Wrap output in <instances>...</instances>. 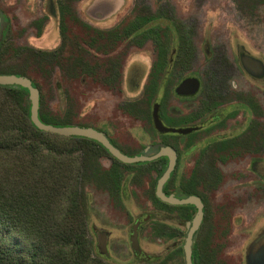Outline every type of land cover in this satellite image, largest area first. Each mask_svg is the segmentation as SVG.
Returning <instances> with one entry per match:
<instances>
[{
	"label": "rangeland",
	"instance_id": "rangeland-1",
	"mask_svg": "<svg viewBox=\"0 0 264 264\" xmlns=\"http://www.w3.org/2000/svg\"><path fill=\"white\" fill-rule=\"evenodd\" d=\"M58 3L59 0H0V12L7 18L1 21L0 30L6 27L7 44L29 45L43 50L57 48L61 43ZM78 3L75 2V7L79 14ZM172 9L174 12L170 13ZM150 13L175 16L177 22L195 27L194 42L201 44L202 56L197 54L190 69L201 77L203 89L188 103L191 109H195L198 103L203 109L209 96L214 102L216 98L224 102L227 109L231 108L226 105L227 101L243 100L244 95L245 100L256 105L261 98L258 92H253L258 84L246 83L240 73L234 71L240 88L236 93L229 91L228 73L221 61L227 59L230 46L237 42L247 47L250 53L264 58V0H126L118 19L122 16L125 20L135 16L143 18ZM70 39L68 35V42ZM131 43L129 46L121 44L110 55H97L100 63L95 73L83 80L72 78L56 64L51 67L30 60L25 53L8 59L5 65L30 72L40 84L46 111L59 116L58 119L77 120L83 125L100 128L121 149L136 153L160 138L150 120L152 103L149 104L142 94L144 81L130 82L123 76V71L120 81L114 74L110 76L114 73L111 69L118 66L120 60L124 63L131 57L134 60L141 58L139 50ZM211 50L216 55L214 62L209 58ZM117 54L122 57L116 58L115 64L106 59ZM107 71L110 74H106ZM241 88L246 90L243 95ZM161 95L162 90L156 100H160ZM227 135L225 129L212 133L201 130L190 138L182 137L180 143L195 138L202 146L206 138ZM97 150L102 167L117 168L123 177L120 200L101 182L88 181L85 184L88 235L97 256L109 264H139L138 258L144 255L159 256L165 264H184L178 250L191 220L177 217L175 208L162 209L154 202L155 173L147 165L117 166L104 149L97 146ZM181 152L184 154V149ZM193 158L194 153H191L188 161L180 164L175 184L190 175ZM213 165L222 173L215 185L212 184L213 189H202L206 211L196 238V251L200 264H238L237 259L246 242L264 223V181L251 173V180L245 178V163L242 162ZM170 191L176 192L172 187ZM135 224L137 250L131 239ZM99 236L104 239L103 251L99 247Z\"/></svg>",
	"mask_w": 264,
	"mask_h": 264
},
{
	"label": "trees",
	"instance_id": "trees-1",
	"mask_svg": "<svg viewBox=\"0 0 264 264\" xmlns=\"http://www.w3.org/2000/svg\"><path fill=\"white\" fill-rule=\"evenodd\" d=\"M72 1L59 0L61 43L55 49L7 44V29L0 30V73L29 78L39 91V119L57 126L81 122L58 119L46 111L38 81L27 70L6 66L5 62L25 53L30 60L51 67L56 64L74 79L83 80L95 73L96 65H87L89 51L84 47L88 25L76 11L78 0ZM0 19L7 20L1 12ZM93 33L108 34L99 30ZM97 146L104 149L86 137L40 130L30 119L28 90L0 85V264H109L97 256L88 235L85 184L101 182L120 200L123 177L117 168L102 167ZM154 202L160 208L165 206L156 196ZM178 251L183 256L182 249ZM162 260L144 255L137 263L165 264ZM192 262L200 264L195 244Z\"/></svg>",
	"mask_w": 264,
	"mask_h": 264
},
{
	"label": "flooded vegetation",
	"instance_id": "flooded-vegetation-1",
	"mask_svg": "<svg viewBox=\"0 0 264 264\" xmlns=\"http://www.w3.org/2000/svg\"><path fill=\"white\" fill-rule=\"evenodd\" d=\"M78 1V15L88 25L83 35L86 39L84 47L89 51L86 55L88 67L91 63H94L97 67L100 63L97 55H110L123 43H125V46H129L130 42H132V47L139 50L138 55L141 58L134 60L131 57L129 59L130 62L127 60V62H124L125 64L121 63L120 60L118 66L111 69L114 73L110 74L107 71L106 74H110L112 77V74H114L117 80L120 81L119 78H122L123 71V76L128 78L130 82L144 81L142 94L149 104L152 103L150 120L160 139L158 142L149 144L136 153H129L121 149L107 132L100 128L86 123L84 125L82 123L71 125L92 127L100 131L117 150L127 156L142 155L150 157L156 154L161 147L170 149L174 155V166L163 184L162 191L165 195H172L177 199L185 198L189 195H195L200 198L203 203V216L198 228L194 230L192 235V246L195 244L196 247V238L200 233L206 211L205 201L201 193L202 189L204 187L208 190L213 189L212 184L215 185L222 173L217 171V166L213 165V163H224L227 161L245 163V166L243 165L245 178L250 179L252 177L251 173L258 175V178L264 181V58L250 53L247 47L237 42L230 46L227 59L221 61L228 73L226 80L229 83V91L236 93L240 88L238 85L239 79L234 76V71H238L240 78L246 83L258 84L257 91H253L258 92L261 96L260 99L258 98L256 105H252L250 101L245 100L244 95L243 100L233 99L227 101L226 105L231 106V108L227 109L224 107V102L217 98L216 102H214L209 96L207 98L208 102L206 101L203 105V109H201L200 103L195 109H191L188 103L196 98L203 89L201 77L190 69L196 60L197 54L202 56L201 44L194 42L195 27L190 28L186 24L184 25L182 21L177 22L175 16L158 13H150L149 16L143 18L135 16L130 20H125L123 16L118 19L119 14L126 6V0H124L121 10L104 20L95 21L85 10L90 0ZM169 12L173 13L174 11L172 9ZM97 30L106 31L108 34L101 35L102 37L98 36L93 33ZM91 41H95L92 47L89 45ZM96 50H99L100 53H95ZM103 50L105 51L104 53L102 52ZM206 55L209 56V54ZM119 57L121 59L122 56L117 54L107 56L106 59L109 63L115 64L116 58ZM248 57L253 58L255 62L262 66L260 74H251L249 68L245 66L243 59ZM209 58L211 62L216 60V55L212 50ZM187 79H196L198 88L194 92L187 91L188 88L186 87L177 90L182 82ZM160 90H162L161 98L156 100ZM245 92L246 90L242 89L241 95ZM155 111L161 125L166 129L163 132L156 127ZM182 129H190V131L183 133L180 131ZM224 129L228 131L229 135L220 138H206L203 140L204 144L202 146L198 145L195 138L193 139L194 141L187 140L183 144L180 143L182 137L190 138L201 130L212 133L220 132ZM103 148L114 159L113 162L115 161L114 163L117 166L147 165L148 169L155 173V189L158 178L169 166V155H162L152 160L135 163H123L113 157L105 147ZM182 149L185 151L184 154L181 152ZM191 153H194V158L192 159L193 168L190 175L182 177L179 183L175 184L174 179L178 172V167L182 162L188 161ZM161 169L163 170L162 174L158 177V171ZM262 183L264 185V182ZM171 187L176 192L170 191ZM163 203L165 206L162 209L175 208L178 210L177 217L191 220L180 246L183 251V243L191 227L196 207L193 204ZM237 261L238 264H264V223L248 239L243 253Z\"/></svg>",
	"mask_w": 264,
	"mask_h": 264
},
{
	"label": "water",
	"instance_id": "water-1",
	"mask_svg": "<svg viewBox=\"0 0 264 264\" xmlns=\"http://www.w3.org/2000/svg\"><path fill=\"white\" fill-rule=\"evenodd\" d=\"M1 23V19H0ZM244 64L249 71L253 75L260 74L262 66L255 62V60L251 57L245 58ZM0 85H19L24 87L28 90V99L30 101V119L32 123L42 131L56 133L63 136H79V137H86L92 140L97 141L103 147H105L108 152L115 157L117 160L123 163H135L145 160H152L162 155H169L170 161L168 168L164 171V173L158 178L155 194L156 196L163 202H168L171 204H193L196 207V212L192 219L191 227L186 235L185 241L183 243V259L184 264H193L192 262V235L195 229L198 228L202 216H203V203L201 202L200 198L195 195H189L185 198L177 199L174 196L170 195L167 196L162 191V187L164 182L167 180L170 171L174 166V155L170 149L161 147L159 151L154 154L153 156L146 157L142 155L138 156H127L117 150L109 140L104 136L103 133L100 131L92 128V127H84L79 125H52L42 122L38 117V107H39V91L38 89L32 85L31 80L25 76L16 75V74H1L0 73ZM183 87L188 88L187 91L194 92L198 88V81L196 79H187L179 86L177 90L183 89ZM155 124L159 131L163 132L166 129L161 125L160 121L157 118L156 111H155ZM181 132L185 133L190 131V129H182ZM137 224L133 227V234L131 236L133 246L137 250V246L135 243V230ZM99 247L103 251L104 250V239L99 236Z\"/></svg>",
	"mask_w": 264,
	"mask_h": 264
},
{
	"label": "crops",
	"instance_id": "crops-1",
	"mask_svg": "<svg viewBox=\"0 0 264 264\" xmlns=\"http://www.w3.org/2000/svg\"><path fill=\"white\" fill-rule=\"evenodd\" d=\"M123 5L124 0H90L85 10L95 21H101L121 10Z\"/></svg>",
	"mask_w": 264,
	"mask_h": 264
}]
</instances>
